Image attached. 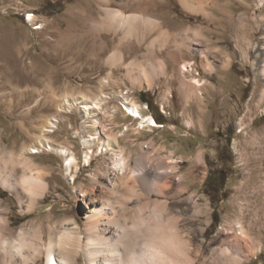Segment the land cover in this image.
<instances>
[{
    "label": "rangeland",
    "instance_id": "obj_1",
    "mask_svg": "<svg viewBox=\"0 0 264 264\" xmlns=\"http://www.w3.org/2000/svg\"><path fill=\"white\" fill-rule=\"evenodd\" d=\"M194 1L195 11L182 0H0L1 153L37 144L50 121L56 125L47 138L67 148L60 154L38 143L41 151L31 155L49 184L35 207H22L0 185L16 232L41 227L48 243L50 224L68 219L84 228L96 201L106 211L123 208L147 217L167 200L188 212L180 229L200 250L195 264L224 255L228 245L216 237L229 228L249 234L246 264H264V78L262 64L256 65L264 55V0ZM117 10L132 18H113L110 12ZM182 63L191 66L185 87ZM143 71L151 77L149 87L139 79ZM196 77L200 91L191 84ZM82 95L99 98L107 110L96 109L105 140L118 138L131 169L146 153L145 171L164 178L170 169L160 163L176 165V179L187 191L165 198L143 194L132 173L120 181L113 149L101 154L83 144L93 130L78 111ZM123 98L153 115L159 127H143ZM72 154L77 167L68 170ZM96 179L135 184L139 194H111ZM38 264H46L45 257ZM77 264H85L83 253Z\"/></svg>",
    "mask_w": 264,
    "mask_h": 264
},
{
    "label": "bare ground",
    "instance_id": "obj_2",
    "mask_svg": "<svg viewBox=\"0 0 264 264\" xmlns=\"http://www.w3.org/2000/svg\"><path fill=\"white\" fill-rule=\"evenodd\" d=\"M182 2L191 11L196 10L194 0H182ZM145 6L147 7V5H142V7ZM110 14L113 18L126 19L124 21L132 18L131 15H126L119 10L111 11ZM148 19L151 20L148 17L144 18V20ZM195 35L198 36L197 33ZM115 54L111 55V60H115ZM202 54L205 53L202 52ZM261 64L264 78V55L257 58L256 65L261 66ZM190 67L188 63H182L183 87L188 83V81H185V75ZM160 72L164 74V71L161 70ZM139 75L141 76L139 79H146V84L149 87L151 77L148 72L143 71ZM132 76L134 75L132 74ZM191 84L199 91L203 86L197 77L192 80ZM185 93H187L186 89ZM102 96L106 98L103 93ZM67 97L69 95L66 96L65 101L70 100ZM80 98L82 99L80 103L81 110L78 111L82 113L86 127L92 124L87 128L93 130L90 132L89 137L84 138L83 144L90 149L97 146V149L101 150V154H104L105 149L106 152L109 148L110 150L113 149V152H111L115 155L113 166L120 177V181L128 179L132 173L130 177L140 182L143 194L148 195L156 192L165 195V198H169L167 196L171 193L174 197H178L187 191L183 181L176 179V165H168L165 162L160 163L161 168L170 169L169 172L163 175L164 178L160 174L145 171L148 157L146 153L137 158L136 168L131 169L124 151L117 146L118 138L110 134L108 142L107 139L105 140V128L100 126V120L98 119L100 112L97 113L96 109L100 107L105 115L107 110H104L103 104L100 105L99 98H90L83 95ZM123 102L129 111L127 112L134 119L141 120L143 127H159L153 115H143L138 103L128 100V98H123ZM68 104L71 107V104ZM190 123L192 124V121ZM145 124L146 126H144ZM46 125L44 129H41V135L38 136L40 147L47 150L55 148L57 153L64 154L67 148L58 144L54 145V142L48 139L46 135V133L53 132L56 122L50 121ZM38 143L25 144L19 153L16 151H3L1 153L0 149V185L14 194L22 207L26 202L28 209L35 207L39 199L44 198L49 189L45 173L31 156L41 151L38 148ZM90 158L87 153L85 163L88 165L90 164ZM67 160H69L67 163L68 170H71L73 166L77 167V158L74 154ZM110 183L111 186L96 179V186H106L111 194H118L121 197L126 196V192L133 195L139 194L135 184L119 185V183L112 180H110ZM89 192L86 191V194H89ZM24 195L27 201L24 200ZM126 198L128 197L126 196ZM193 201L192 198L188 199L191 207L199 209L198 204ZM93 204L94 206L90 208L85 216L86 224L84 228H81L76 220L68 219L60 223L50 224L49 242L47 243L45 242V232L41 227H38L35 231L24 227L16 232L6 215L8 209L3 207L2 198L0 197V263L38 264L42 257H45L46 264H77L83 253L85 264H195L200 250L199 248L195 250L189 244V240L185 238L186 235L184 236L180 229L181 224H185L187 221L188 212L186 209L178 208L164 200L160 205L156 204L157 208L154 209L151 216L145 217L140 211L134 215H129L123 208L119 211L115 208H109V211H106L107 209L99 207L98 201ZM239 232L240 234L232 228L219 232L216 240L227 244L228 249L223 251L224 255H215L212 264H246L250 262L252 251L248 247L249 234L243 229H240ZM229 250L233 254H230Z\"/></svg>",
    "mask_w": 264,
    "mask_h": 264
},
{
    "label": "trees",
    "instance_id": "obj_3",
    "mask_svg": "<svg viewBox=\"0 0 264 264\" xmlns=\"http://www.w3.org/2000/svg\"><path fill=\"white\" fill-rule=\"evenodd\" d=\"M143 101H144V102H146V103H148V101H147V100H144V99H143ZM156 121H157V120H156ZM157 122H158V121H157ZM158 124H159V122H158ZM160 124H161V123H160ZM160 124H159V125H160ZM162 124H163V123H162Z\"/></svg>",
    "mask_w": 264,
    "mask_h": 264
},
{
    "label": "crops",
    "instance_id": "obj_4",
    "mask_svg": "<svg viewBox=\"0 0 264 264\" xmlns=\"http://www.w3.org/2000/svg\"><path fill=\"white\" fill-rule=\"evenodd\" d=\"M155 118V117H154Z\"/></svg>",
    "mask_w": 264,
    "mask_h": 264
}]
</instances>
